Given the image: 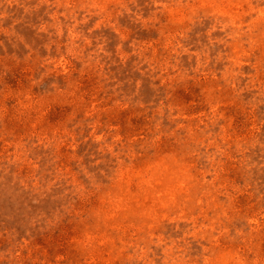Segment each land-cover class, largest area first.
Masks as SVG:
<instances>
[{"label": "rangeland", "instance_id": "rangeland-1", "mask_svg": "<svg viewBox=\"0 0 264 264\" xmlns=\"http://www.w3.org/2000/svg\"><path fill=\"white\" fill-rule=\"evenodd\" d=\"M0 264H264V0H0Z\"/></svg>", "mask_w": 264, "mask_h": 264}]
</instances>
